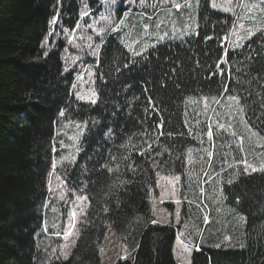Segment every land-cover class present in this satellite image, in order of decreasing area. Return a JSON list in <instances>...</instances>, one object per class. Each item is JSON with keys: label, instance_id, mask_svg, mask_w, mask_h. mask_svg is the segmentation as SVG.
<instances>
[{"label": "trees", "instance_id": "obj_1", "mask_svg": "<svg viewBox=\"0 0 264 264\" xmlns=\"http://www.w3.org/2000/svg\"><path fill=\"white\" fill-rule=\"evenodd\" d=\"M84 5V0H0V264H103L101 247L110 229L131 252L116 264H179L174 254L177 229L151 223L157 219L150 192L157 172L183 173L191 138L198 132L200 97L220 95L216 87L223 77H213L209 84L203 69L222 55L234 18L201 0L199 35L161 43L143 57L111 34L95 68L98 99L93 104L74 99L73 70L66 71L62 60L65 41L52 36L53 31L61 35L74 29ZM228 50L232 73L245 81L236 91L251 93L247 103L241 96L246 119L264 135V123L251 110L261 115L264 103V39L258 33L243 48ZM249 53L252 59L246 58ZM234 87L230 82L229 93ZM188 97L198 103H189ZM161 116L164 127L155 129ZM67 117L84 121L86 133L78 159L71 166L62 164V173L70 190L87 195L89 206L79 239L63 260L56 258V244L47 237L54 229L46 226L45 205L58 122ZM117 163L118 172L101 168ZM227 194L247 217L245 246L196 244L191 264H264V172L240 175Z\"/></svg>", "mask_w": 264, "mask_h": 264}, {"label": "rangeland", "instance_id": "obj_2", "mask_svg": "<svg viewBox=\"0 0 264 264\" xmlns=\"http://www.w3.org/2000/svg\"><path fill=\"white\" fill-rule=\"evenodd\" d=\"M84 1L89 14L87 16L81 15L80 22L76 28L71 32L65 30L62 35L58 31H53L52 33L54 40L61 37L66 42L65 49L62 52V60L65 70H73L74 72L73 76H75L76 81L74 83L75 86L73 85L72 88V95L75 100L80 102L90 101L79 99L77 94L87 95L92 91L96 93V101L98 99L95 89V68L99 57H94L91 53L96 50L97 45L100 46V53L103 42L111 34L118 38L124 46L132 44L133 41H139L138 44H133L135 50L139 51L141 46H147L148 49L166 41L177 39L176 37L179 36L180 32L190 33L193 28L197 32L200 26L199 11L201 0H199V5L196 4V0H191L192 8L183 7L185 0H175L176 3L182 5L179 10L173 6L172 0H147L143 7L139 5V0H136L135 4H130L128 0H115V3L107 8L104 0ZM209 2L211 5L213 3L223 5L221 8L212 6L215 9L223 11H225L224 8L232 9L225 12L236 17V22L245 25V28L260 25L262 20H264V13L260 11L264 4H260V0H247L246 2L245 0H232L231 3L228 0H209ZM151 5H155V7ZM241 5H247V7H242ZM253 5H260V7H253ZM129 8H131V15L126 18L123 17L122 14L127 12ZM109 13L113 17L111 22L100 18L102 14L108 15ZM140 14L143 15L141 16ZM251 15H254L256 19L249 21L247 17ZM121 18L125 19L124 25L116 31H112L111 29L119 24ZM144 24H148L149 27L147 29L143 28ZM155 24H160V27L156 28ZM105 29L108 30L105 31ZM145 32L152 34L144 35ZM165 32L168 35L161 40L160 37ZM234 32L237 35H233ZM243 34V29L234 26L229 37L230 44L227 45V48H232V45L237 42L244 45L247 40H238V36ZM187 36L189 35H185L183 38ZM129 52L134 54L132 51ZM227 95L225 94V98L221 100L220 104H211L207 111L204 110L202 101L199 127H197L198 132L191 138L194 144L188 148L193 151L189 153L187 150L186 152L183 173L165 175L157 172L159 175L156 174L155 188L151 191V196L157 197L155 211H153V202L150 196L152 212L157 221L162 224L173 225L177 229L174 254L180 264H191L193 251L197 248L196 244L208 247H216L219 244L220 247L218 248L226 249L241 248L240 245L245 244V223L240 222L237 215L244 216V214L239 212L234 204L229 201L227 191H231L240 175H244L243 166L236 164V161L245 158L246 154L248 162L258 166L260 161L264 159V139L253 137L252 143H249L248 136L250 133L245 132V127L241 123L242 118L246 119L245 110L241 114L237 106L227 99ZM204 121H206L207 131L208 125H212L213 136L211 139L208 137L207 131L202 130V125L204 127L202 122ZM217 122L226 126L230 124L232 130L236 132V137L229 136L223 130L218 129L216 127ZM77 125L81 127H77ZM251 129L259 132L252 126ZM85 133L86 124L84 121L72 117L61 118L57 127L58 148L60 151L57 161H60L61 156H67L69 153L74 154L77 160L81 152V142ZM240 136L245 137L244 154L239 153L235 145L232 144V141ZM73 137H76V139H73ZM260 137H264V135L260 133ZM61 141L64 147H61ZM208 152L213 153L212 157L208 156ZM209 162L211 166H209ZM57 164L58 169L51 172L47 184L48 197L45 205L47 208L45 222L48 229H54L47 231V237L53 238V243L56 244L58 249L56 254L63 259L64 253H67L68 257L72 253L79 239L81 226L85 221L84 217L86 214H82L81 208L77 207L75 203L76 197L84 194L70 191L67 188L64 181L65 177L61 172L62 166L60 163ZM228 164H233L234 167L229 168L227 167ZM222 169L226 170L222 171ZM237 169H239L240 174L234 178ZM177 175L181 179L177 184L175 197L169 196L163 203H160L161 189L157 187V181L165 184L166 181L161 180V177L172 178ZM228 179L233 180L231 185L227 183ZM204 181L208 182L204 183ZM201 186L205 190L204 193L199 190ZM61 196L64 198L61 199ZM218 197L219 199H217ZM175 199L181 200V203L179 205L175 204ZM190 201L195 203L190 204ZM86 203L87 206L84 207V213H86L88 208V202ZM177 208L180 210L179 222L176 219ZM73 209L77 212L75 228L71 229L74 234L65 238L64 233L69 230L71 223L70 214ZM205 214L208 215L210 221L207 225L203 223ZM57 233H60V235H57ZM178 233H183V235L179 236V239L188 245L191 249L190 252L184 251L183 246L178 243ZM225 236L231 239L225 240ZM101 248L103 264H116L118 260H121V257H127L131 253L118 240L112 229L107 232ZM181 253H183V256H181Z\"/></svg>", "mask_w": 264, "mask_h": 264}, {"label": "snow or ice", "instance_id": "obj_3", "mask_svg": "<svg viewBox=\"0 0 264 264\" xmlns=\"http://www.w3.org/2000/svg\"><path fill=\"white\" fill-rule=\"evenodd\" d=\"M104 2H105V5H106V8H107V7H110L111 4H114L115 0H110V3H109V0H104ZM128 2L130 4H135L136 0H128ZM146 2H147V0H139V5L141 7H143L146 4ZM228 2L231 3L232 0H228ZM172 3H173V6L177 10H179L182 7V5L180 3H176L175 0H172ZM196 4L199 5V0H196ZM260 4H264V0H260ZM151 6L155 7V5H151ZM212 6L215 7V8L223 7V5H219V4H215V3H213ZM241 6L242 7H247V5H241ZM183 7L192 8L193 5L191 3V0H185V3L183 4ZM253 7H260V5H253ZM224 10L225 11H231L232 9L224 8ZM249 11H251V9H249ZM260 11L262 13H264V7H261ZM88 14H89V12L87 10V6L85 5V9L82 11V15L87 16ZM122 15L125 18L130 16L131 15V8H129V10L127 12H124ZM140 15L142 16L143 14H140ZM100 18L102 20H106V21H109V22H111L113 20V17L111 15V13H109L108 15H103L102 14ZM247 19L249 21H253V20L256 19V17L254 15H251V16H248ZM52 23L53 24L56 23V19L55 18L52 20ZM124 23H125V19L121 18L120 21H119V24H117L111 30L112 31H116L117 29L121 28L124 25ZM161 23H163V21H161ZM233 24H234V26L238 27L239 29H243L244 30V34L238 36V40L251 39V37L253 35H255L257 32L260 33V39H264V20H262V23L260 25H253L252 28H245V25L238 24L236 21H233ZM148 27H149L148 24H144L143 25V28H145V29H147ZM155 27L159 28L160 24H155ZM107 30L108 29H105V31H107ZM150 34H152V33H148V32L144 33V35H150ZM192 34L199 35V33L196 32L195 28H193L190 33L189 32H180L179 36H177L176 38L177 39H183V37L185 35H192ZM167 35H168V33L165 32L164 35L160 37V39L163 40L164 37H166ZM233 35H237V33L234 32ZM204 39L205 40H211L212 37L211 36H205ZM223 39L224 40H228L229 37L225 36ZM138 43H139V41H133L132 44H126L125 46L128 48L129 51H132L134 53V55L143 57L144 53L147 51V46H141L140 50L136 51L135 48L133 47V44H138ZM45 44H47V40H45ZM243 47H244V45L239 43V42L234 43L232 45L233 51H235V49L243 48ZM248 47L251 48V45H249ZM221 48H223L222 55H220L214 61L213 64H208L203 69V70H206L208 72V75L206 77H204V79L209 84L212 83V78L213 77H223V79H220L218 81L217 87H216V91H218L220 93V95L219 96H215V95L202 96V97H200V100L203 101L204 110L207 111L211 107V104H213V103L220 104L221 100L225 98V94H228L227 95V99L230 102H232L233 104H235L237 106L239 112L241 114H243L244 113V106L241 105V96L243 95L245 97V102L247 103V99L246 98H247V96H250L251 93H249L247 91V89H245L242 93L236 91V88L237 87H242V85L245 83V81H243L242 79H237V77L232 73L233 65L228 61V58H227L229 50H228V48L223 47V44H221ZM99 49H100V46L97 45L96 46V50H94L91 54L94 57L98 58L99 54H100L99 53ZM253 53H255V50H253ZM253 53H249V55L246 58L247 59H252L253 58ZM255 54L259 55L260 53H255ZM97 63H99L98 59H97ZM197 63H199V62H197ZM222 64L226 65V67L222 68L221 67ZM125 67H127V65H125ZM213 68L215 69V71H213ZM172 71L175 72V69H172ZM237 71H239V69H237ZM169 79H171V77H169ZM230 82H234L235 85H236V87H234L232 89L231 93H229V83ZM173 83L175 84V81H173ZM248 83H250V81ZM176 86L179 87L178 84H176ZM77 95H78V98L81 99V100L90 101L93 104L96 102V93H95V91H92L90 94H87V95H80V94H77ZM188 102L189 103H193V104L198 103V101L196 99H194L193 97H188ZM149 104L154 108V110L157 112V114H159L160 110L158 108H155L154 105H152V101H151L150 97H149ZM248 107L251 109V105H248ZM260 108L262 109L261 115H264V103L260 104ZM251 110L253 112V116L255 117V120L260 121L261 123H264V120L261 119V115H257L255 113L254 109H251ZM145 111H147V109H145ZM213 111H214V109H213ZM61 115H64V113L61 112ZM185 115H187V113H185ZM197 115H199V113H197ZM249 118H252V117H249ZM196 122L199 123V120H197ZM164 123L165 122L163 120V117L161 116L160 120H159V123L155 124L154 128L155 129H163ZM184 123H185V125H187L188 121L185 120ZM241 123L245 127V132L250 133V135L248 136V141H249L250 144L252 143V138L253 137H259L260 139H264V137H260V133L259 132L252 131L251 125L248 124L247 119H243L242 118L241 119ZM77 127H81V126L77 125ZM216 127L218 129L223 130L224 132H226L229 136L236 137V132L232 130V126L230 124L226 126L223 123L217 122ZM190 131L191 130L189 129V132ZM159 135L163 136V135H165V133L163 131H160ZM167 135L171 136L172 133L168 132ZM180 135H183V133H180ZM207 135H208V137L210 139L213 136L212 125L211 124L208 125ZM73 139H76V137H73ZM244 140H245V137L244 136H240V137H238V139L232 141V144L235 145L236 150L239 153H241V154L245 153ZM60 143H61V147H64L63 142L61 141ZM149 148H151V145H149ZM77 151H79V149H77ZM192 151H193L192 149H188L189 153H191ZM205 151H207V150H205ZM212 155H213L212 152H208V156L209 157H212ZM121 159L126 161L129 158L128 157H121ZM75 160H76V156L74 154H72V153H69V155H67V156H61L60 161H57V163L64 164L65 162H67V164L69 166H71L72 164L75 163ZM111 160L112 161L116 160V157L112 156ZM189 162H191V161H189ZM236 164L243 166V174L246 175V176L247 175H251L252 173H256V172H264V159H262L260 161L259 165L257 166V165L249 163L247 158H246V154H245V158H242L239 161H236ZM153 166L154 167L156 166L155 163H154ZM209 166H211L210 162H209ZM120 167H121V165L119 163L116 164L115 168L110 167L109 164H102L101 165V168L106 169L108 172H118L120 170ZM227 167L233 168L234 165L233 164H228ZM127 168H128L129 171L135 173V167H133L131 164H128ZM224 170H226V169H222V171H224ZM157 175H159V173H157ZM205 175H207V173H205ZM238 175H239V169H237V171L235 172L234 178H235V176H238ZM180 179H181V177L179 175H177V176L172 177V178L161 177V180H165L166 181L165 184H161L159 181H157V187L161 189L160 196H159V202L160 203H163L164 200L166 198H168L169 196L175 197L176 191H177V184L180 182ZM207 182L208 181H204V183H207ZM119 183L121 185L126 184V183L127 184H131L132 181H119ZM227 183L229 185H231L233 183V180L232 179H228ZM85 187H87V185H85ZM169 189H171V191H169ZM199 190H200L201 193H204V191H205L202 186L200 187ZM49 191H51V189H49ZM150 195H151V192H150ZM221 196H222V190H221ZM63 198L64 197L61 196V199H63ZM151 199H152V202H153V211H155V204H156V201H157V197L151 196ZM217 199H219V197ZM236 201L239 202V197H236ZM86 202H88L87 195H81V196L76 197V202H75L76 206L81 208V213L82 214H86V213H84V207L87 206ZM174 203L179 205L181 203V200L175 199ZM189 203L191 204V203H195V202L194 201H190ZM104 211H107V208H105ZM179 211H180L179 208H177L176 209L177 222H179ZM237 215L239 216V221L240 222H244V223L247 222V217H245L243 215H239V214H237ZM76 217H77V212L75 211V209H73L71 214H70L71 223H70V226H69V230L64 233L65 238H67L69 236H72L74 234L71 229L75 228ZM157 222L158 221H156V220H152L151 221V223H153V224H155ZM209 222H210L209 221V217H208L207 214H205L204 217H203V223L205 225H207V224H209ZM44 230L46 231L47 229H44ZM57 235H60V233H57ZM180 235H183V233H178V243L183 246L184 251L190 252L191 249L188 247V245L185 244L183 240L179 239ZM230 239H231L230 237L225 236V240H230ZM73 243H74V241H73ZM244 246L245 245H243V244L240 245L241 248H243ZM216 247H220V245L217 244ZM197 250H199L198 247H197ZM181 256H183V253H181ZM56 258L60 259L61 257H56ZM63 259H65V260L68 259V254L67 253L63 254ZM121 259H127V257L124 256V257H121Z\"/></svg>", "mask_w": 264, "mask_h": 264}]
</instances>
